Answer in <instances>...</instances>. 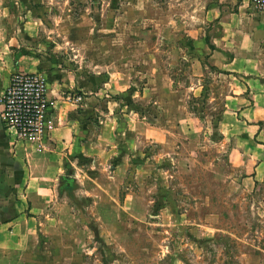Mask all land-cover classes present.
Here are the masks:
<instances>
[{
    "label": "rangeland",
    "instance_id": "1",
    "mask_svg": "<svg viewBox=\"0 0 264 264\" xmlns=\"http://www.w3.org/2000/svg\"><path fill=\"white\" fill-rule=\"evenodd\" d=\"M1 1L25 45L82 67L74 104L105 100L83 115L92 147L54 169L25 264H264L259 159L224 133L230 77L196 40L209 0Z\"/></svg>",
    "mask_w": 264,
    "mask_h": 264
},
{
    "label": "crops",
    "instance_id": "2",
    "mask_svg": "<svg viewBox=\"0 0 264 264\" xmlns=\"http://www.w3.org/2000/svg\"><path fill=\"white\" fill-rule=\"evenodd\" d=\"M16 3L0 0V99L13 73L39 72L46 80L53 124L41 140L19 139L2 122L0 100V264H25L37 256L42 215L53 198L54 169L70 166L71 154L92 147L83 135V115L90 105L105 101L95 94L81 105L65 100L68 92L89 89L85 72L62 67L53 53L37 54L25 45L16 25ZM205 9L212 29L196 40L203 43L204 54H212V65L224 67L230 77L222 127L237 137L238 151L256 153V185L264 182V10L250 0H209ZM24 30L29 32L27 25Z\"/></svg>",
    "mask_w": 264,
    "mask_h": 264
},
{
    "label": "built area",
    "instance_id": "3",
    "mask_svg": "<svg viewBox=\"0 0 264 264\" xmlns=\"http://www.w3.org/2000/svg\"><path fill=\"white\" fill-rule=\"evenodd\" d=\"M250 1L259 10H264V0ZM66 99L77 103L82 100V96L68 94ZM0 100L2 122L14 130L19 139L41 140L51 129V102L46 80L39 72L13 73Z\"/></svg>",
    "mask_w": 264,
    "mask_h": 264
},
{
    "label": "water",
    "instance_id": "4",
    "mask_svg": "<svg viewBox=\"0 0 264 264\" xmlns=\"http://www.w3.org/2000/svg\"><path fill=\"white\" fill-rule=\"evenodd\" d=\"M62 178L65 179V180H67V181H70V179H68V177H62Z\"/></svg>",
    "mask_w": 264,
    "mask_h": 264
}]
</instances>
